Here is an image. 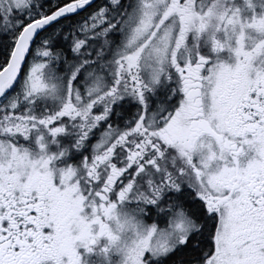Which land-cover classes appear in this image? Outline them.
<instances>
[{
    "label": "snow or ice",
    "instance_id": "1",
    "mask_svg": "<svg viewBox=\"0 0 264 264\" xmlns=\"http://www.w3.org/2000/svg\"><path fill=\"white\" fill-rule=\"evenodd\" d=\"M0 264H264V0H0Z\"/></svg>",
    "mask_w": 264,
    "mask_h": 264
}]
</instances>
